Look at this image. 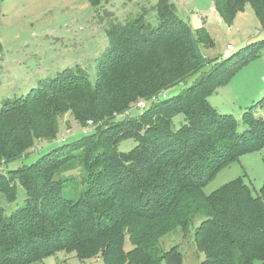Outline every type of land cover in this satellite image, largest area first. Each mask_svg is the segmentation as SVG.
Returning <instances> with one entry per match:
<instances>
[{
  "label": "trees",
  "instance_id": "1",
  "mask_svg": "<svg viewBox=\"0 0 264 264\" xmlns=\"http://www.w3.org/2000/svg\"><path fill=\"white\" fill-rule=\"evenodd\" d=\"M104 1L87 0L94 8ZM212 2L226 23L249 4L264 30V0ZM152 9L155 28L145 10L108 27L93 85L82 73L63 70L1 108L0 166L22 159L39 141H54L68 112L80 126L91 121L93 130L0 173L7 201L16 199V183L26 194L12 213L0 209V264L38 263L59 252L102 264H182L178 248L163 252L159 241L176 229L186 236L196 217L202 219L194 232L200 264L264 263V184L255 195L241 178L203 192L220 170L264 149V117L254 105L247 108L239 130L232 116L218 114L208 97L238 70L227 65L233 57L207 66L200 45L212 41L205 29L194 32L170 0H157ZM198 74L180 95L112 122ZM179 114L184 123L173 129ZM127 139L136 145L119 152ZM74 170L80 181L68 178Z\"/></svg>",
  "mask_w": 264,
  "mask_h": 264
},
{
  "label": "rangeland",
  "instance_id": "2",
  "mask_svg": "<svg viewBox=\"0 0 264 264\" xmlns=\"http://www.w3.org/2000/svg\"><path fill=\"white\" fill-rule=\"evenodd\" d=\"M157 0H106L98 8L90 6L87 0H0V110L8 100L21 99L45 79H53L63 70L79 73L88 78L93 85L96 80L97 59L107 50L106 30L112 23H124L139 16L143 10L145 21L152 27L158 26L156 12L152 9ZM171 1V0H170ZM176 2L180 19L190 22L187 17H203L206 22L205 32L212 43L200 45V51L207 66L224 60L222 53L227 45L234 47L227 64L238 66L217 93L208 97V102L218 114L230 115L241 130V115L254 105L257 115H264V103L256 106L264 98V30L258 24L249 4L243 7L226 23L213 11L212 0H172ZM190 27H192L190 25ZM192 29V28H191ZM194 32L198 30H193ZM242 49V52L236 54ZM252 55V58H246ZM249 57V56H248ZM200 74L184 84L163 92L155 97L154 102L147 103L144 110L134 108L136 103L123 114L115 115L112 122L142 115L150 104L172 99L194 84ZM89 83V84H90ZM173 129L184 123L179 114L172 119ZM74 120L71 113L59 119L57 138L52 142L39 141L34 148L20 160L0 166V173L18 169L34 162L39 154L46 152L47 147L59 146L78 140L88 135ZM124 130H129L125 126ZM93 130V129H92ZM91 130V131H92ZM124 130H119L121 133ZM90 131V132H91ZM136 145L132 139L122 141L117 150L129 152ZM48 150V149H47ZM68 178L80 181L81 171L68 173ZM241 178L255 195L264 184V149L242 156L238 162L220 170L209 182L203 192L209 195L223 185ZM24 189L16 183V199L9 202L0 194V209L5 214L24 205ZM202 219L196 217L184 236L180 229L164 236L159 241L163 252L177 247L182 255V264H200L204 256L196 251L194 232ZM131 249L126 240L124 250ZM36 264H102L101 259H80L75 253L59 252ZM264 264V263H257Z\"/></svg>",
  "mask_w": 264,
  "mask_h": 264
},
{
  "label": "built area",
  "instance_id": "3",
  "mask_svg": "<svg viewBox=\"0 0 264 264\" xmlns=\"http://www.w3.org/2000/svg\"><path fill=\"white\" fill-rule=\"evenodd\" d=\"M233 51H234V47L231 46V45H227L224 48V50H223L222 58L223 59L229 58L232 55ZM161 95L163 96V93ZM154 100H155V97L152 98V101H154ZM146 106H147V102L146 101H141V102L137 103L136 108L137 109H140V110H144L146 108ZM92 129H93V124H92L91 121H88L87 124H86V126L83 128V131H85L84 133L87 134Z\"/></svg>",
  "mask_w": 264,
  "mask_h": 264
},
{
  "label": "crops",
  "instance_id": "4",
  "mask_svg": "<svg viewBox=\"0 0 264 264\" xmlns=\"http://www.w3.org/2000/svg\"><path fill=\"white\" fill-rule=\"evenodd\" d=\"M172 1V0H171ZM174 3V2H173ZM176 9L177 8V3L175 2L174 3ZM212 6H213V11L216 12L215 8H214V5H213V2H212ZM217 13V12H216ZM218 14V13H217ZM187 20L190 22V25L192 26V30H199L201 28H205L207 25H206V22L205 20L203 19V17H193V19H191L190 16L187 17ZM264 92V88L259 92L260 95H262V93ZM264 117V115H262ZM33 264H36V263H33Z\"/></svg>",
  "mask_w": 264,
  "mask_h": 264
}]
</instances>
